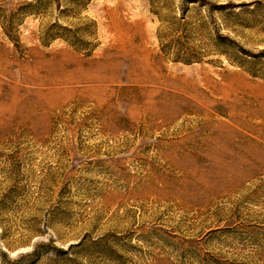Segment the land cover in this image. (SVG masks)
<instances>
[{
  "label": "rangeland",
  "instance_id": "obj_1",
  "mask_svg": "<svg viewBox=\"0 0 264 264\" xmlns=\"http://www.w3.org/2000/svg\"><path fill=\"white\" fill-rule=\"evenodd\" d=\"M0 264H264V0H0Z\"/></svg>",
  "mask_w": 264,
  "mask_h": 264
}]
</instances>
